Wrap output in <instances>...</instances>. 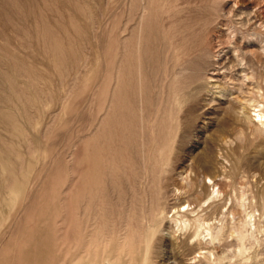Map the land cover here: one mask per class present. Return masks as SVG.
<instances>
[{"label":"rangeland","instance_id":"rangeland-1","mask_svg":"<svg viewBox=\"0 0 264 264\" xmlns=\"http://www.w3.org/2000/svg\"><path fill=\"white\" fill-rule=\"evenodd\" d=\"M262 10L0 0V264H264Z\"/></svg>","mask_w":264,"mask_h":264},{"label":"bare ground","instance_id":"bare-ground-1","mask_svg":"<svg viewBox=\"0 0 264 264\" xmlns=\"http://www.w3.org/2000/svg\"><path fill=\"white\" fill-rule=\"evenodd\" d=\"M251 1V0H250ZM261 2V1H260ZM253 3V2H252ZM256 4V3H255ZM263 5V4H262ZM257 6V5H256ZM259 7V6H258ZM256 9V7H255ZM263 11V10H262ZM261 11V12H262ZM255 12V11H253ZM256 13V12H255ZM261 14V13H260ZM263 14H264V11H263ZM257 17H258V14H257ZM263 18V17H262ZM256 19V18H255ZM257 20V19H256ZM258 21V20H257ZM261 23V22H260ZM255 24V23H254ZM263 25V24H262ZM250 27V26H249ZM258 30H256L254 32V34H256V36H253L252 38V42L253 41H257L258 43H261L259 46L257 45V48L254 47V49L250 50L249 52H244L243 54H241V60H248L249 63L252 65H257L256 67H253L249 72L247 70V72H244L246 69L243 68V67H240L241 68V72H244L240 77H242V81L243 84L245 85V83L247 81L250 80V78L253 79V83L255 84V87L257 88V91H262V97L264 98V27L263 26H259ZM221 49V48H220ZM223 50V49H222ZM230 51V50H229ZM225 52V51H224ZM233 53V52H232ZM231 54V53H230ZM236 57V56H235ZM237 59V58H236ZM224 60H227L228 61V64H230L231 66L229 67V69L235 67L236 64H234V58L231 56H227L225 53H222L220 51H217L216 54H215V63L216 64H222ZM222 61V62H221ZM236 62V61H235ZM243 62V61H242ZM224 65V64H223ZM217 66V65H216ZM218 67V66H217ZM238 67V66H237ZM219 69V68H218ZM218 69H215L214 73H213V78H215L216 80H219V78L222 76V73L219 72ZM235 72L238 71V69H234ZM222 72V71H221ZM233 72V71H232ZM225 73V72H224ZM234 73V72H233ZM212 75V74H211ZM239 75V74H238ZM237 75V76H238ZM222 78V77H221ZM236 79V78H234ZM210 80V79H209ZM215 80V81H216ZM250 82V81H249ZM217 83V82H216ZM239 83V82H238ZM241 84V83H240ZM220 87V86H219ZM250 89V88H249ZM259 117L258 121L261 122L262 124H264V109L263 110H258V113L256 115V117ZM250 117V116H249ZM245 119V118H243ZM247 120V119H246ZM251 123L255 126L258 127V125L256 124L255 120L253 119L251 121ZM208 177V176H206ZM198 186H200L202 189L205 188L206 186V182H205V176L204 177H199L197 179H195ZM213 178L209 177V181H212ZM214 181V180H213ZM181 198V197H179ZM181 204H186V207L182 208V209H176L174 208L173 209V215L175 216L176 219H178L180 221V223H183V226L184 228H186L189 223H190V218H185L186 217V213H188V211H194L197 207H198V204L195 203V202H185V203H180L179 205ZM199 207H201L199 205ZM185 210V211H184ZM228 213L232 215V218L233 220L236 219V214L234 212V209L231 208L228 210ZM254 216V215H253ZM185 218V219H183ZM250 218L252 219V215H250ZM251 222V221H250ZM255 223V222H254ZM253 221H252V224L254 225ZM214 228V227H213ZM212 227H208L207 224L206 226H204V222L203 221H197L196 223V229L193 231V237H196V241H195V244L194 246H192L193 248L194 247H199L201 246L202 244V240L200 238V230L201 229H206V230H210V229H213ZM187 229V228H186ZM221 235V227H218V229L215 231V234L213 235V237L211 239H218L219 240V237ZM237 237L241 238L242 237V233H239L237 232ZM199 249H203L204 252H202L204 254V257L208 256L212 251H210L209 249L207 248H200Z\"/></svg>","mask_w":264,"mask_h":264}]
</instances>
